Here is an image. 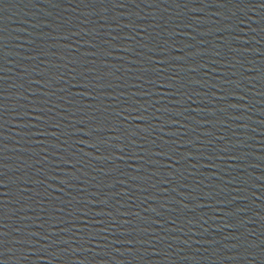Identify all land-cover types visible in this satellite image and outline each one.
Masks as SVG:
<instances>
[{
	"label": "water",
	"instance_id": "obj_1",
	"mask_svg": "<svg viewBox=\"0 0 264 264\" xmlns=\"http://www.w3.org/2000/svg\"><path fill=\"white\" fill-rule=\"evenodd\" d=\"M0 264H264V0H0Z\"/></svg>",
	"mask_w": 264,
	"mask_h": 264
}]
</instances>
